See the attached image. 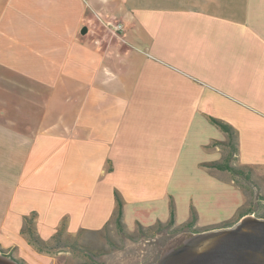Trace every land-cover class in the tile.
Here are the masks:
<instances>
[{
	"label": "crops",
	"instance_id": "1",
	"mask_svg": "<svg viewBox=\"0 0 264 264\" xmlns=\"http://www.w3.org/2000/svg\"><path fill=\"white\" fill-rule=\"evenodd\" d=\"M213 162L264 187V0H0L7 254L58 264L26 217L46 242L101 230L117 191L130 230L166 224L172 203L173 227L196 211L191 234L264 218L256 184Z\"/></svg>",
	"mask_w": 264,
	"mask_h": 264
},
{
	"label": "rangeland",
	"instance_id": "2",
	"mask_svg": "<svg viewBox=\"0 0 264 264\" xmlns=\"http://www.w3.org/2000/svg\"><path fill=\"white\" fill-rule=\"evenodd\" d=\"M253 180L259 183L257 190L264 197L262 183L257 178ZM190 235L188 231L167 230L158 224L144 230L128 228V232L122 233L111 223L101 230L66 232L60 242H51V250L58 264H155L165 251L181 244Z\"/></svg>",
	"mask_w": 264,
	"mask_h": 264
},
{
	"label": "water",
	"instance_id": "3",
	"mask_svg": "<svg viewBox=\"0 0 264 264\" xmlns=\"http://www.w3.org/2000/svg\"><path fill=\"white\" fill-rule=\"evenodd\" d=\"M0 264H22L0 252ZM156 264H264V218L246 214L232 226L188 236Z\"/></svg>",
	"mask_w": 264,
	"mask_h": 264
},
{
	"label": "trees",
	"instance_id": "4",
	"mask_svg": "<svg viewBox=\"0 0 264 264\" xmlns=\"http://www.w3.org/2000/svg\"><path fill=\"white\" fill-rule=\"evenodd\" d=\"M211 121L216 124L217 126H219L220 128H222L223 130L227 131L230 138H232V134H234V129L232 128V126L228 123H224L223 121L215 118V117H210ZM233 148L235 149V146H233ZM236 150V149H235ZM211 166L220 168V169H230L231 171L235 172L236 174L242 175L245 178L251 180L253 183L256 184V186H260L258 182L254 181L253 179H251V176L243 169L237 168L233 165H229V164H222L220 162H213L210 163ZM116 199H117V204H118V214L115 220V224L118 228V230H120L122 233H126L128 232V227L126 226V224L123 222L122 218H123V206H124V201L122 196L119 194V192H116ZM175 205L172 203L171 204V218L169 220V222H167L166 224L159 222L158 225H160V227L165 228L167 230L169 229H174L175 231H182V230H190L192 232H197L198 230L193 228V225L196 222V211L193 209V214H192V219L191 221H189L188 223L181 225V226H176L173 227L175 225ZM152 226H150L151 228ZM139 228L140 230H144V226L139 224ZM66 228L65 225L63 224L62 227H60L57 232L55 233V235L53 236V239L50 242H46L45 240H43L36 232L35 230V226H34V216H32L31 218L26 217V223L25 226L22 229V232L28 237L29 241L34 244L35 246H37L40 250L43 251H47L48 249H52L53 246L52 245V241H57L60 242V239L62 237V235L64 233H66ZM201 232V231H200ZM193 235V234H192ZM182 244V243H181ZM181 244L177 245L180 246ZM175 246V247H177ZM0 252L3 254H6L8 256L11 257H15L12 254H7L5 250L0 248ZM17 258V257H16ZM19 259V258H17ZM19 261L22 264H26L24 260L19 259Z\"/></svg>",
	"mask_w": 264,
	"mask_h": 264
},
{
	"label": "built area",
	"instance_id": "5",
	"mask_svg": "<svg viewBox=\"0 0 264 264\" xmlns=\"http://www.w3.org/2000/svg\"><path fill=\"white\" fill-rule=\"evenodd\" d=\"M108 26L114 33H118V32L123 30V24L119 23V22H112L111 21L108 23ZM262 204H263V210H264V200H263Z\"/></svg>",
	"mask_w": 264,
	"mask_h": 264
}]
</instances>
